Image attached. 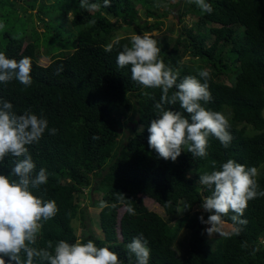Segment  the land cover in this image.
<instances>
[{
	"label": "trees",
	"instance_id": "1",
	"mask_svg": "<svg viewBox=\"0 0 264 264\" xmlns=\"http://www.w3.org/2000/svg\"><path fill=\"white\" fill-rule=\"evenodd\" d=\"M161 1L111 0L106 8L103 0H90L101 7L89 13L79 0H0V23L5 26L0 29V52L32 62L31 86L16 80L0 83V101L11 102L17 114L30 110L43 116L48 129L58 130L55 135L46 130L38 143L27 146L34 175L41 168L48 175L46 185L30 190L45 201L54 200L58 208L54 218L42 221L37 246L45 247L48 240L72 244L91 239L117 253L122 264H136L126 246L143 234L149 264H264V197L248 201L241 217L247 223L238 225L239 235L210 238L208 225L199 219L210 215L200 206L211 195L199 176L221 170L229 159L256 167L258 191H264V0H207L211 14L180 0L183 24L177 41L152 35L161 49L159 58L178 73L177 83L186 76L201 79V70L210 71L211 100L202 106L223 113L233 137L225 148L209 136L206 157H193L185 146L175 162L148 146L147 129L157 118L154 105L161 90L144 88L131 79L130 66L116 63L131 37L118 34L119 23L135 35L161 30L171 14L168 9L159 13L161 5L167 6ZM187 16L193 18L191 27ZM109 44L113 50L106 52ZM44 56L51 59L47 66L40 64ZM165 108L183 113L179 103ZM17 159L23 157H6L0 174L15 179L10 170ZM86 189L98 194L91 203L100 209L98 236L87 223ZM146 197L159 204L165 217L145 205ZM128 205L135 215L127 213ZM180 210V220L172 223ZM233 214L222 218L232 227Z\"/></svg>",
	"mask_w": 264,
	"mask_h": 264
},
{
	"label": "clouds",
	"instance_id": "2",
	"mask_svg": "<svg viewBox=\"0 0 264 264\" xmlns=\"http://www.w3.org/2000/svg\"><path fill=\"white\" fill-rule=\"evenodd\" d=\"M189 2L195 3L202 12L211 14L213 11L207 0ZM103 6L110 7L111 0H103ZM79 7L92 13L98 11L101 5L90 0H79ZM4 27L0 23V29ZM112 50L113 44L105 48L106 52ZM160 51L152 35L136 34L130 37V44L123 45L116 58L119 68L130 66L133 81L144 88H159L162 92L160 102L154 105L157 118L151 120L147 129L148 146L164 160L173 162L185 146L193 157H206L209 136H214L227 148L233 139L228 130V119L223 113L209 110L201 103L206 104L211 100L208 84L210 71L201 70L198 73L203 82L195 76H186L177 83L178 73L159 58ZM62 70L61 66L57 74ZM31 71L29 57L17 61L0 52V83L7 85L16 80L28 88L32 84ZM173 88L176 90L169 96ZM177 103L183 113L165 108V105ZM46 130L51 135L58 131L48 129V121L43 116H37L30 110L17 114L11 102L0 101V163L8 156L23 157L17 159L10 170V175L15 179L0 174V264H36L37 260L40 264H122L117 253L108 247H97L91 239L87 243L78 240L72 244L65 240L54 244L48 240L45 247L37 246L42 221L54 218L58 212L54 200L45 201L30 190L40 189L48 183L45 169L41 168L34 175L36 165L27 147L38 143ZM257 176L256 167H246L232 159L224 163L221 170L199 176V183L211 190V195L205 197L200 206L210 215L207 220L203 215L199 217L202 224L208 225L205 232L210 238L216 234L225 237L240 234L242 229L238 225L247 223L241 217L248 201L264 197V191H258ZM85 191L88 193L87 189ZM100 206L107 205L101 202ZM126 210L130 215L136 214L130 205L126 206ZM230 212L234 213L231 216L234 225L231 233L224 230L223 226L227 223L222 219ZM126 247L134 254L136 264H149L150 248L143 234L133 238Z\"/></svg>",
	"mask_w": 264,
	"mask_h": 264
},
{
	"label": "rangeland",
	"instance_id": "3",
	"mask_svg": "<svg viewBox=\"0 0 264 264\" xmlns=\"http://www.w3.org/2000/svg\"><path fill=\"white\" fill-rule=\"evenodd\" d=\"M179 1L180 0H164V1H161V4H165V5L167 4V6L161 5L159 13H163V12H165L166 9H168V10H170L171 14L168 17V19L166 20V22H165V19H161L162 21L165 22L164 25H162V29L159 31H154L150 35H154L157 37H163L167 42H170L173 44L177 41V39L180 37L181 26L183 24L182 22L179 23V20H180L179 19L180 18L179 13H181V11H182V8H181L182 3L180 5V7H177V4ZM169 4H172V5H169ZM139 9L142 10V9H144V7L139 6ZM159 13L157 12V14H159ZM184 19L186 20L187 25L189 27H191V25L193 23V18L187 16ZM149 21H153V20L151 19ZM195 21L196 20H194V22ZM119 24L121 26H119L117 32L119 35H121V37H128V36L135 35L133 30L127 29L122 23H119ZM36 25H38V22H36ZM38 30L41 32L43 31V29H41L39 27H38ZM182 40H183V42H185L184 39H182ZM44 52H45V49L42 48V53L44 54ZM50 61H51V59L49 57H44L40 60V64L47 66L50 63ZM97 197H98V194L96 192L93 193V196L90 194V192H88L87 207H88L89 213H88L87 223L89 222L90 227H93V226L95 227V228L94 227L93 228H94L96 235L98 236V235H101V232H99L96 229L98 221H99L100 209L93 206V204L91 205L92 202H96L95 200H97ZM144 202L150 210H152V211H154V212L165 217V214H164V211L162 210V208L159 205H157L154 201H152L151 199L146 197ZM123 213H124V209H121L119 212V215L122 216ZM181 213H182V210H180L178 216H176L175 218L174 217L172 218V223H178V221L180 220V217L182 216ZM176 218H179V219H176ZM75 225L78 227L77 229H78L79 238H82V233H81L82 228L79 226V223H75ZM209 226L211 227V225H209ZM223 227H224L225 231L230 232V233L233 230L232 226L229 224H225ZM182 235H184V233Z\"/></svg>",
	"mask_w": 264,
	"mask_h": 264
}]
</instances>
